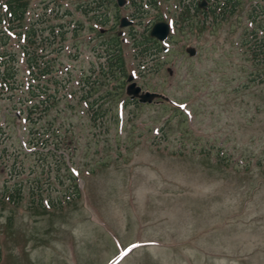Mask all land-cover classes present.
Segmentation results:
<instances>
[{
    "label": "rangeland",
    "instance_id": "obj_1",
    "mask_svg": "<svg viewBox=\"0 0 264 264\" xmlns=\"http://www.w3.org/2000/svg\"><path fill=\"white\" fill-rule=\"evenodd\" d=\"M258 1L205 29L177 0L30 3L37 47L50 51L57 31L64 40L51 48L54 84L30 80L12 40L24 88L0 91V264H264V84L251 83L260 67L242 44ZM159 23L164 43L150 37ZM112 36L122 82L102 74ZM96 80L93 121L81 99ZM48 84L56 102L26 124L25 106L47 103L32 90ZM62 138L69 159L49 151ZM34 143L42 155L25 156Z\"/></svg>",
    "mask_w": 264,
    "mask_h": 264
},
{
    "label": "trees",
    "instance_id": "obj_2",
    "mask_svg": "<svg viewBox=\"0 0 264 264\" xmlns=\"http://www.w3.org/2000/svg\"><path fill=\"white\" fill-rule=\"evenodd\" d=\"M34 0H0V91L1 94L9 95L8 99H12L11 97H15V95L23 90V82L18 80L19 78V70L17 67V52L12 48V40L17 39L19 42L23 44L19 47V51L21 52L24 63L27 71L29 72V78L32 82H38L41 84L43 80H46L49 84H54L49 77H51L54 73L55 64L54 61L56 59L55 49H52L56 42H61L64 40V37L61 36L60 39V31H57L58 34L55 35L53 43H51L48 47L50 51H46V48L39 49L37 47L38 42L36 41V28L35 26L26 27L25 19L28 14L29 5ZM65 1V0H62ZM179 1L180 9L183 15H186L187 18L193 17V14H196L197 17L201 16L203 18L202 24L203 29L207 27V25H211V23H207V20L211 18L213 23L216 22H227L230 18H232L239 10L241 4L240 0H204L206 3L205 8H200L198 1L192 2L193 0H177ZM131 3L134 4V0H131ZM86 13V12H85ZM250 23L254 25L249 32H246L247 38L243 41V46L246 47L247 55L249 60L253 63V66L260 67L258 70L261 73H257L256 71L252 73L251 83H257L259 85L264 84V0L258 1L255 5L251 6V11L248 17ZM103 25H106V21H102ZM250 39V40H248ZM110 45L104 49L102 55L99 56L101 60H103L102 65L107 70L106 74L102 71L103 77L110 75L109 81H118L121 82L126 78L125 71V63L123 52L120 46V41L117 36H112L109 38ZM147 43L155 45L156 48L159 47V43L155 40H148ZM135 50H139L140 47L134 45ZM144 52V51H143ZM146 52V51H145ZM158 52V50H157ZM157 54L155 53V56ZM109 74V75H108ZM49 78V79H46ZM54 80V79H53ZM108 80V78H103V85ZM102 81L96 80L91 83L88 82L83 85V89L87 90V93L82 96L81 101L87 105V110L90 112L91 119L95 121L96 117L94 112H91L92 108L96 107V101L99 99H93V95L98 93V89H96L98 83ZM48 85H45L42 89L37 88V90H32V97L38 98L42 94L46 95L47 103L43 107L41 111L36 112L39 105H33L32 107L25 106L26 109V117H24V121L27 124L29 120V124L32 126H36L38 121L46 116V114L53 107V103L56 102V95L49 93L48 89L50 88ZM102 84H100L101 86ZM48 94V95H47ZM110 96V95H108ZM93 111V110H92ZM93 113V114H92ZM23 112H20V116L22 117ZM61 137V136H59ZM57 138V137H56ZM35 139V138H34ZM64 139L58 140L57 147L54 149L49 147L50 152H59L62 148L61 153H59V159H69L68 147H65ZM27 152L25 156L29 153V150H37V152H33L29 155L37 154L42 155L39 152V148L37 143L35 144H26ZM54 146V144H50ZM45 148V147H42ZM25 147L22 148V151H19L18 155L24 153ZM6 155V156H5ZM0 159L9 158L7 154H5ZM71 158V157H70ZM64 164V163H63ZM17 176H21V173L17 174ZM78 188V186H77ZM76 189V185H75ZM8 199L11 204L15 205L17 201L21 200V190L15 189L13 193L8 194ZM76 198V196H73ZM77 198H80L79 188L77 189ZM41 201V200H39ZM34 203V201L32 202ZM41 206V203H38Z\"/></svg>",
    "mask_w": 264,
    "mask_h": 264
},
{
    "label": "water",
    "instance_id": "obj_3",
    "mask_svg": "<svg viewBox=\"0 0 264 264\" xmlns=\"http://www.w3.org/2000/svg\"><path fill=\"white\" fill-rule=\"evenodd\" d=\"M168 34H169V27L164 23L155 25L151 31V37L155 38L159 42H164L167 39ZM132 88L133 87H131V89ZM138 93H140V89H137L135 91V94Z\"/></svg>",
    "mask_w": 264,
    "mask_h": 264
}]
</instances>
